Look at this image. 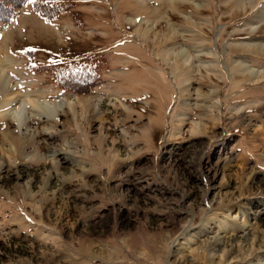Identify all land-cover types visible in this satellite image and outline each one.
Returning a JSON list of instances; mask_svg holds the SVG:
<instances>
[{
    "label": "rangeland",
    "instance_id": "374dc122",
    "mask_svg": "<svg viewBox=\"0 0 264 264\" xmlns=\"http://www.w3.org/2000/svg\"><path fill=\"white\" fill-rule=\"evenodd\" d=\"M253 44L264 0H0V264H264Z\"/></svg>",
    "mask_w": 264,
    "mask_h": 264
},
{
    "label": "bare ground",
    "instance_id": "6f19581e",
    "mask_svg": "<svg viewBox=\"0 0 264 264\" xmlns=\"http://www.w3.org/2000/svg\"><path fill=\"white\" fill-rule=\"evenodd\" d=\"M144 31H146V34L147 35H150V33L152 32V29L149 28V29H145ZM155 35V34H154ZM156 37V36H155ZM168 42V41H167ZM249 48H253L254 50H257V53L258 51L261 52V53H264V44H253V45H250V46H247ZM171 54V53H170ZM208 56H213V53L212 52H209L207 54ZM196 57V56H195ZM194 56L192 55H188V53H183L182 51H180V53H177L174 55V58H172V63L174 64V66H176L178 69L180 68L181 70H184L186 72L188 71H193V72H198V71H201V69H197L193 64H194V59H195ZM202 59H205V58H202ZM208 60V59H207ZM203 61V60H202ZM209 61V60H208ZM239 66H241L240 68H238V70L240 69L241 73H238V81H243V80H247L249 78H251V80H254V85H257L259 83H264V72H253L251 71L250 68L246 67L244 63L242 62H239L238 64ZM199 66V65H198ZM242 68V69H241ZM238 72V71H237ZM181 73H183V71H181ZM206 73V72H205ZM207 76V75H206ZM205 77V76H204ZM211 79V77H210ZM188 80H185V82H187ZM89 103L91 104V106L96 110V107H98V104H95L91 101V99L89 98H77V102L76 103ZM66 106L68 107H71L70 104H65ZM83 105V104H82ZM85 105V104H84ZM191 105V103H190ZM189 105V106H190ZM66 106H64V104H58L56 107L54 108H51L49 106H45L44 109L40 106L42 110V112L44 111V113H46V115L43 117V119H49L50 116L52 115L54 117V115H56L57 113H61L63 112V108ZM77 106V105H76ZM202 104H199V103H195L193 104V107L194 108H199L201 107ZM37 107V108H38ZM191 107V106H190ZM212 108H215L214 105L211 106ZM192 108V107H191ZM72 109V108H71ZM40 111V110H39ZM49 121V120H48ZM204 123V122H203ZM193 131L195 132H199L201 134H205L206 130H207V127H205V124H202V122H199V123H194L193 125ZM196 134V133H195ZM53 136V135H52ZM10 139V135L7 133L5 134H0V142L3 143V144H6ZM45 139V138H44ZM51 139L47 138L45 140V143L49 142ZM262 141V139H261ZM264 141V140H263ZM48 146V145H46ZM15 151V150H14ZM231 162V161H230ZM229 162V163H230ZM202 230H200L201 232ZM252 230L250 228V226H248L247 228H245L243 230V233H244V237H249V236H253L255 238V240H257L258 236L256 235H252L251 234ZM264 249V246H260L258 250L256 251H262ZM255 251V250H254ZM254 251L252 252L249 251V254L252 256L254 254ZM255 251V252H256ZM230 256L228 258L226 257H222L220 260L217 261V263L215 264H237V262H240L241 261V257L240 255L238 254V251L237 250H233L232 252H230ZM248 255V256H250Z\"/></svg>",
    "mask_w": 264,
    "mask_h": 264
}]
</instances>
